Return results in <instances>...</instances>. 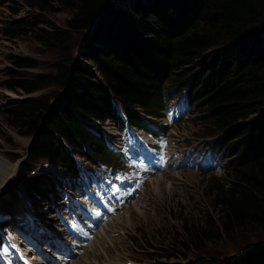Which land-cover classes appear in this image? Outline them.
<instances>
[{
    "label": "trees",
    "instance_id": "trees-1",
    "mask_svg": "<svg viewBox=\"0 0 264 264\" xmlns=\"http://www.w3.org/2000/svg\"><path fill=\"white\" fill-rule=\"evenodd\" d=\"M51 1L70 13L66 28L42 16H10L2 29L11 40L30 34L65 52L54 64L57 75L39 73L9 84L27 93L51 83L63 89L62 97L30 96L9 110L33 135L30 156L76 171L75 152L93 160L107 156L105 146L97 148L104 139L89 121L121 127L119 104L131 122L144 125L147 115L161 117L169 99L184 94L188 105L207 108L215 127L224 129L213 146L235 155L241 150L242 157L232 161L231 178L214 203L218 220L186 222L178 242L156 249L186 254L221 235L264 229V117L240 122L264 107V0ZM24 2L56 9L48 0ZM16 61L32 66L27 59ZM170 79L176 83L166 85Z\"/></svg>",
    "mask_w": 264,
    "mask_h": 264
},
{
    "label": "rangeland",
    "instance_id": "rangeland-1",
    "mask_svg": "<svg viewBox=\"0 0 264 264\" xmlns=\"http://www.w3.org/2000/svg\"><path fill=\"white\" fill-rule=\"evenodd\" d=\"M48 3L56 9L51 10L48 5L33 8L24 0H0V159L17 165L15 174L0 191V212L22 213L32 207L38 212L39 218L44 217L52 224L59 225L61 221L54 205L64 209L66 199L61 188L69 191L64 179H67V173L72 176L75 174L68 172L66 167L53 160L30 156L29 149L33 135L29 133L28 127L14 122L9 110L14 101L25 100L30 96L51 97L53 93L59 92V97H62L63 89L57 83H51L34 93H27L22 89L10 88L9 84L16 79H32L39 73L57 75L58 69L54 64L62 59L65 52L62 47L44 46L30 34L11 40L2 33L3 22L10 16L12 18L42 16L51 24L66 28L70 13L62 10L60 8L62 6L56 2L48 0ZM12 7L19 8L20 11L14 13ZM71 51L72 55L77 57L74 44ZM17 59H27L32 66L19 65ZM173 83L176 82L170 79L166 85ZM173 104L177 108L178 118L171 124L167 133H170L173 138L172 143H175L173 152L177 151L176 160L175 156L168 157L166 160L168 166L165 165L161 172L159 167L144 165V170L137 176L139 196L116 214L122 217V220L128 217V222L125 226L114 222V227L118 229L113 232L116 239L114 240L120 241V245L111 251L112 256L119 258L122 263L134 261L136 264H264V229H257L251 233L238 230L230 235H221L219 239L215 237L211 242H203L199 248L186 254L180 253L177 246V249L174 248L175 251L156 249L158 246L166 247V243L169 242H178L177 237L180 231H184L186 222L200 225L205 223L209 216L218 220V208L214 203L221 189L231 178L232 161L242 157L241 150L236 155L235 151L221 150L220 153L224 158L220 155L215 156L209 151H201L202 145L217 144V141L225 135L224 129L216 128L207 108L199 107L195 101L191 102V111L188 113L183 112L185 108L176 99L173 100ZM135 110L137 114L146 116L140 108ZM263 117L264 107L254 110L240 122H256ZM156 119L166 122L167 109L164 108L162 116ZM42 125L43 121L40 127ZM87 125L95 131L106 132L113 136L118 134L117 127L110 121L100 123L92 120ZM99 143L97 148L103 149L105 141ZM105 150L107 152L105 158L102 156L91 158H97L116 167L127 164L128 157L120 151L111 152L106 148ZM75 156L81 161L93 160L83 154L79 157L77 152ZM152 157L148 156V158ZM157 178L160 186L155 183L154 179ZM135 204H138L139 209L133 206ZM72 205L76 213L89 217L84 210L85 204L83 205L78 199L76 201L74 199ZM5 224H8L7 221H1L0 230ZM63 238L64 236L58 234L59 241ZM101 245L105 250L103 242ZM46 247L47 245H42V249ZM28 249L31 254L34 253L31 247ZM170 253H173L172 257L163 256ZM54 254L59 253L49 249L48 255L53 257ZM79 256L80 254L73 257L71 262ZM56 258L64 262L65 257L60 254Z\"/></svg>",
    "mask_w": 264,
    "mask_h": 264
},
{
    "label": "bare ground",
    "instance_id": "bare-ground-1",
    "mask_svg": "<svg viewBox=\"0 0 264 264\" xmlns=\"http://www.w3.org/2000/svg\"><path fill=\"white\" fill-rule=\"evenodd\" d=\"M16 170H17V165L9 164L8 162H3L0 159V191L10 181L11 177L15 174ZM154 180H156V182L154 181L156 185L160 183V181L158 182L159 180L158 178ZM133 206L138 208V204H135ZM115 217L118 216L117 215L113 216L110 219L109 223H107V225L103 229L98 231L97 235L93 238V240H91L87 245L82 246L83 249L80 253V256L76 260L70 262L69 264H123L119 258H116L111 254V251L115 249L118 245H120L119 244L120 241L116 242L115 241L116 239L113 236V232L118 230L116 227H114V222L116 224L121 223L122 226H125L126 223L128 222V217H125V220H122L121 219L122 217H118L116 219ZM102 242L106 247L105 250L101 247ZM54 256L56 257L58 256V254H54ZM32 259H33V264H40L39 261L41 260V258H36L33 254ZM27 261L28 263L31 262V260H27Z\"/></svg>",
    "mask_w": 264,
    "mask_h": 264
},
{
    "label": "clouds",
    "instance_id": "clouds-1",
    "mask_svg": "<svg viewBox=\"0 0 264 264\" xmlns=\"http://www.w3.org/2000/svg\"><path fill=\"white\" fill-rule=\"evenodd\" d=\"M211 146H213V144H211ZM214 147V146H213ZM214 149H216V147H214ZM218 149V148H217ZM219 151L221 152V149H219Z\"/></svg>",
    "mask_w": 264,
    "mask_h": 264
}]
</instances>
